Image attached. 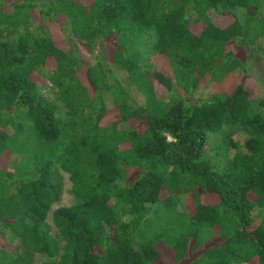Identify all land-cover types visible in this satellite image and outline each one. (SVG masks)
<instances>
[{
  "label": "trees",
  "instance_id": "16d2710c",
  "mask_svg": "<svg viewBox=\"0 0 264 264\" xmlns=\"http://www.w3.org/2000/svg\"><path fill=\"white\" fill-rule=\"evenodd\" d=\"M263 86L264 0H0V264H264Z\"/></svg>",
  "mask_w": 264,
  "mask_h": 264
},
{
  "label": "rangeland",
  "instance_id": "374dc122",
  "mask_svg": "<svg viewBox=\"0 0 264 264\" xmlns=\"http://www.w3.org/2000/svg\"><path fill=\"white\" fill-rule=\"evenodd\" d=\"M87 60H89L90 62L93 61L91 56H89ZM115 72H116L117 77L121 80L122 85L123 86L126 85L127 81L125 79V74L120 70H116ZM42 77L43 78L39 79V84L40 85L46 84L49 86V83L47 82L46 75H44V76L42 75ZM238 80H240L238 77L227 76L219 83H207V82L201 83L199 88L193 94V96L194 97H207L213 91L229 90V89H231L232 85ZM48 86H43L40 88V90L47 97H51V92L49 91ZM248 87L249 88H255L253 79L249 80ZM128 90H129V94H130L132 100H134L135 104H141L143 102V95L139 91H137L134 86L128 87ZM263 90H264V86L259 87L257 90L255 89L256 97L263 94ZM168 97H169L168 95H165V99H167ZM104 101L108 106H110L112 104L111 98L107 95H106ZM109 109H111V106L109 107ZM15 157L16 156L14 155L13 158L11 159V162L9 165L10 169L13 168L14 162H16L18 160V159H15ZM3 160H4L3 165H6L7 158H3ZM68 188H69V182L67 180V176L64 175L62 194L60 195V198L58 199V201L53 204V206L70 204L72 202V197H70V195L68 193ZM187 201H189V199ZM7 237L9 238V236H7ZM19 241H20L19 238H14L12 240V244H18ZM9 245H10V243H9ZM202 251H203V248H200L195 252H189L188 255L183 260H181L180 262L175 263V264H190V262H192L194 259H196L202 253ZM42 260H43V258L40 256L35 257L34 264H39ZM171 261H172L171 257L169 255H166L164 262H162V263L163 264H170L169 262H171ZM241 264H244V263H241Z\"/></svg>",
  "mask_w": 264,
  "mask_h": 264
}]
</instances>
